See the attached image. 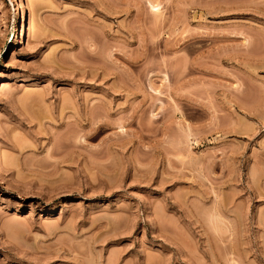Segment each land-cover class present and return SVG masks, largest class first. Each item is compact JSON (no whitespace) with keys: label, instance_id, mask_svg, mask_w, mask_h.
I'll return each mask as SVG.
<instances>
[{"label":"rangeland","instance_id":"rangeland-1","mask_svg":"<svg viewBox=\"0 0 264 264\" xmlns=\"http://www.w3.org/2000/svg\"><path fill=\"white\" fill-rule=\"evenodd\" d=\"M0 264H264V0H0Z\"/></svg>","mask_w":264,"mask_h":264},{"label":"bare ground","instance_id":"bare-ground-1","mask_svg":"<svg viewBox=\"0 0 264 264\" xmlns=\"http://www.w3.org/2000/svg\"><path fill=\"white\" fill-rule=\"evenodd\" d=\"M36 4V3H35ZM33 5V4H32ZM33 7H35V6H33ZM155 9V8H154ZM23 11V10H22ZM23 18V17H22ZM20 22V21H19ZM19 24V23H18ZM21 27H20V29L22 28V24L20 25ZM22 31V37H26V28L25 27H23V29L21 30ZM21 34V33H20ZM19 38H20V35H19ZM28 38V37H27ZM22 40V39H21ZM20 40V41H21ZM22 42V41H21Z\"/></svg>","mask_w":264,"mask_h":264}]
</instances>
